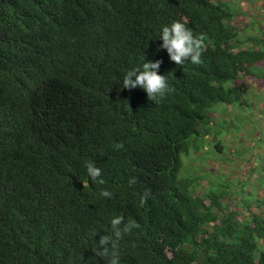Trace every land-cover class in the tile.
<instances>
[{
    "label": "trees",
    "instance_id": "16d2710c",
    "mask_svg": "<svg viewBox=\"0 0 264 264\" xmlns=\"http://www.w3.org/2000/svg\"><path fill=\"white\" fill-rule=\"evenodd\" d=\"M234 17L215 0H0V264H108L95 251L117 216L139 224L119 264H264V213L244 199L240 219L230 183L198 192L182 172L209 111L246 104L264 64V37L241 38ZM174 21L203 35L201 63L160 47ZM157 60L163 99L122 87Z\"/></svg>",
    "mask_w": 264,
    "mask_h": 264
},
{
    "label": "rangeland",
    "instance_id": "374dc122",
    "mask_svg": "<svg viewBox=\"0 0 264 264\" xmlns=\"http://www.w3.org/2000/svg\"><path fill=\"white\" fill-rule=\"evenodd\" d=\"M215 1L229 4L235 13L230 24L241 38L260 34L264 37V0ZM253 71L257 77H246L250 85L243 102L246 104H218L209 111L212 134L200 141L198 153L192 150L184 159L182 169L184 175L202 179L198 192L214 194L230 183L227 189L233 200L228 198L225 204L230 211H237L240 219L247 218L249 211L264 213V205H258L264 203V64ZM219 140L223 149L217 146ZM244 199L251 202L249 211L243 207Z\"/></svg>",
    "mask_w": 264,
    "mask_h": 264
},
{
    "label": "clouds",
    "instance_id": "9594fccd",
    "mask_svg": "<svg viewBox=\"0 0 264 264\" xmlns=\"http://www.w3.org/2000/svg\"><path fill=\"white\" fill-rule=\"evenodd\" d=\"M163 40L161 48L166 49L171 61L177 65H183L188 59L193 64L201 63V49L203 48V35L196 36L192 30L189 29L185 23L174 21L170 26H164L160 36ZM161 61L157 60L155 63L145 62L143 69H133L126 73L123 78L122 87L125 89H135L137 87L146 91L149 100L163 99L166 94L170 93L172 89L168 84V76L160 75L157 69L160 67ZM123 144H117L116 148H122ZM88 175L95 181L100 175L101 170L94 166L91 162L86 165ZM103 183V181H99ZM135 179L131 181L134 183ZM103 197L111 198L112 194L104 190L101 192ZM150 196V191L146 190L141 197V203H144ZM124 218L117 216L112 219L111 224L114 230L113 237L108 235L100 236L99 248L96 249L95 255L102 257H109L108 264H119V251L117 241L121 238L122 232L128 233L132 228H138L139 224L136 222L124 223L123 229L120 225ZM110 245V247H109Z\"/></svg>",
    "mask_w": 264,
    "mask_h": 264
}]
</instances>
